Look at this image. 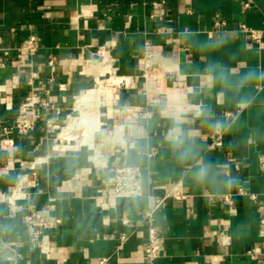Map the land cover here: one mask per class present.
Returning a JSON list of instances; mask_svg holds the SVG:
<instances>
[{"label": "crops", "instance_id": "1", "mask_svg": "<svg viewBox=\"0 0 264 264\" xmlns=\"http://www.w3.org/2000/svg\"><path fill=\"white\" fill-rule=\"evenodd\" d=\"M155 1L163 0H0V192L22 187L16 214L0 200V264H148L144 212L178 181L190 196L156 211L164 243L154 264L264 263V38L256 45L239 30L245 23L264 31V0H164L159 16ZM215 19L226 25L217 28ZM31 34L39 50L20 59ZM147 41L160 52L155 82L141 67ZM34 71L48 105L29 134H6ZM103 85L93 134L77 127L69 134L75 141L61 140L78 100ZM126 107L151 115L129 118ZM49 118L60 127H48ZM71 141L76 149L57 151ZM120 164L141 167V196H113ZM49 203L62 223L45 231L56 250L43 255L28 240L24 216ZM251 248L262 252L259 260Z\"/></svg>", "mask_w": 264, "mask_h": 264}, {"label": "built area", "instance_id": "2", "mask_svg": "<svg viewBox=\"0 0 264 264\" xmlns=\"http://www.w3.org/2000/svg\"><path fill=\"white\" fill-rule=\"evenodd\" d=\"M165 1H155L153 3L154 15L159 16L166 13ZM250 4L246 3V7ZM214 25L217 28H222L226 25V21L215 19ZM240 33L244 35L249 41L256 45H261L264 38V31L251 27L245 23L240 25ZM39 50V38L35 34L28 36L24 45L18 51V58L20 59H32L34 55ZM98 54L103 57V62L107 60V51L105 47H102L98 50ZM160 52L155 50L152 44L147 41L145 43V55L144 62L141 67L143 69V76L145 78L151 79L153 82L158 81L160 77L154 71L157 69V62ZM0 65L4 66L5 61L0 58ZM49 65L53 66L54 61L50 60ZM106 69V67H105ZM171 72L172 69H167ZM38 76L37 72H32L31 77L29 78V84L32 86L30 94L26 101H24L19 109L18 116L13 120V122L4 127V132L9 134L12 131H16L21 135L29 134L36 126L38 119L40 117V105L47 106L48 102L45 101L36 87H34L35 78ZM122 79L121 81H123ZM125 81V80H124ZM125 111L129 118L139 117L141 115L148 117L151 113L140 107H126ZM60 112L59 110L57 111ZM47 126L56 129L60 127L57 123L54 122L53 118L47 119ZM223 129L218 128L211 135V143L213 146H222L223 145ZM2 145H0V151ZM98 158H101V155H97ZM260 166L264 170V155L260 156ZM236 167H239V164L236 163ZM111 182L113 185V196L114 197H123V198H132L139 197L143 194L142 191V171L141 167L137 165L130 164H120L116 165L113 168V175L111 177ZM239 192L246 194L248 193L244 188L240 187ZM22 194V187H18L16 190L12 191L10 195H6L3 192H0V200L8 202L12 214L20 209V206L16 204L18 195ZM190 196V193L187 191L185 186L181 181H178L169 189L166 193L162 195H157L154 197L153 203H149L147 209L144 212L143 222L148 226V240L144 246V254L148 264H154L157 259L163 255V243L164 239L161 236L157 225L155 224V214L159 207L168 199H174L176 201H184ZM255 198V195H252ZM223 199L228 204H233V198L231 194H224ZM55 205L49 203L39 210L29 211L24 216L25 226L28 232V240L36 247L43 255H50L55 252L56 247L53 245L50 239L45 237V231L51 229L54 226H59L62 223V219L53 214ZM123 222L125 224L130 223L128 217H123ZM264 224V218L262 219ZM121 244L128 239V235L123 233L120 236ZM225 244L230 243V238L226 237L223 239ZM249 256L253 260H259V257L262 255V252L255 248H251L248 251ZM108 258L100 259L96 264H106ZM258 264H264L259 263Z\"/></svg>", "mask_w": 264, "mask_h": 264}, {"label": "bare ground", "instance_id": "3", "mask_svg": "<svg viewBox=\"0 0 264 264\" xmlns=\"http://www.w3.org/2000/svg\"><path fill=\"white\" fill-rule=\"evenodd\" d=\"M113 81L118 82L119 80L113 78ZM103 92H105V87L101 86L100 89L91 90L90 92L83 94L82 98L78 100L77 105L80 110V114L71 118L68 124L60 132V137L62 139L75 141V138L70 136L71 132L75 128H79L81 125H86L87 123H89V129L84 134L87 137H90L93 134L99 124V119L95 116L97 111L96 106L99 105L100 93ZM66 147L67 146L64 148Z\"/></svg>", "mask_w": 264, "mask_h": 264}, {"label": "rangeland", "instance_id": "4", "mask_svg": "<svg viewBox=\"0 0 264 264\" xmlns=\"http://www.w3.org/2000/svg\"><path fill=\"white\" fill-rule=\"evenodd\" d=\"M103 87H104V85H103ZM80 114V110H78V112L73 116V117H76V116H78ZM65 126V125H64ZM81 127V131H88V129H89V123H87L86 125H81L80 126ZM60 130L61 129H59L58 131H57V133H56V136L59 134V132H60ZM80 131V132H81ZM72 132H75V130H73ZM74 137V136H73ZM61 140H63L62 138H60ZM59 142H61V141H59ZM70 144V145H69ZM68 145V147H66L65 148V150H62L63 148H62V146L57 150L58 152H65V151H72V150H74V149H76L77 148V144H76V142H73V141H71L70 143H69Z\"/></svg>", "mask_w": 264, "mask_h": 264}, {"label": "clouds", "instance_id": "5", "mask_svg": "<svg viewBox=\"0 0 264 264\" xmlns=\"http://www.w3.org/2000/svg\"><path fill=\"white\" fill-rule=\"evenodd\" d=\"M253 75H254V73H252V72H249L248 74H246V76H245V77L243 78V80H242V83H243L244 81L250 79Z\"/></svg>", "mask_w": 264, "mask_h": 264}]
</instances>
